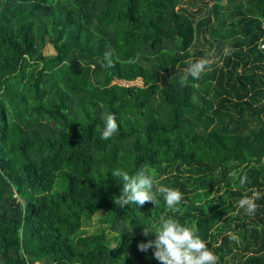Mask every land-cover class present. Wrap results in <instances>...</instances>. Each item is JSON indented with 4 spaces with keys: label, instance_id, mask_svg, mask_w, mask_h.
I'll return each instance as SVG.
<instances>
[{
    "label": "trees",
    "instance_id": "trees-1",
    "mask_svg": "<svg viewBox=\"0 0 264 264\" xmlns=\"http://www.w3.org/2000/svg\"><path fill=\"white\" fill-rule=\"evenodd\" d=\"M141 167L180 212L114 203ZM165 212L217 264H264V0H0V264H160L138 245Z\"/></svg>",
    "mask_w": 264,
    "mask_h": 264
},
{
    "label": "clouds",
    "instance_id": "clouds-1",
    "mask_svg": "<svg viewBox=\"0 0 264 264\" xmlns=\"http://www.w3.org/2000/svg\"><path fill=\"white\" fill-rule=\"evenodd\" d=\"M224 54L227 56L231 52L226 48ZM112 55L111 52H105L106 67L115 66ZM186 64L185 72L179 81L181 85H186L189 77L199 79L210 67V60L207 57H200L196 60H188ZM103 121L100 139L106 141L117 134L119 124L115 114L111 112L103 117ZM111 174L122 185L120 194L114 196V203L117 206L121 208L132 204L143 206L146 202H151L157 207L159 198L162 197L168 212H180L179 205L183 200L180 190L158 183L146 168L141 167L131 175L121 168H116ZM245 182L246 177L240 179L241 185ZM237 207L246 215H253L255 212V205L247 196L237 201ZM143 234L154 235L155 239L148 240L147 243H139L138 249L141 252L154 249L153 256L160 264H217V257L207 246L206 241L194 229L181 224L175 216H169L167 212L162 213L155 223L145 225Z\"/></svg>",
    "mask_w": 264,
    "mask_h": 264
},
{
    "label": "rangeland",
    "instance_id": "rangeland-1",
    "mask_svg": "<svg viewBox=\"0 0 264 264\" xmlns=\"http://www.w3.org/2000/svg\"><path fill=\"white\" fill-rule=\"evenodd\" d=\"M43 54L46 55V56L54 55L55 51H54L53 46H51L50 44H46L45 48L43 49ZM125 85H141V83L139 81H134V82H131V83H126ZM97 226L98 225L96 223H94V224H92V226L86 227L87 232L95 231ZM109 241H110L111 244L114 243L113 242L114 241L113 238H111ZM34 264H40V263L39 262H35Z\"/></svg>",
    "mask_w": 264,
    "mask_h": 264
}]
</instances>
